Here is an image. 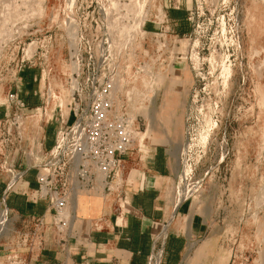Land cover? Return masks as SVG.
Returning <instances> with one entry per match:
<instances>
[{
  "label": "rangeland",
  "instance_id": "rangeland-1",
  "mask_svg": "<svg viewBox=\"0 0 264 264\" xmlns=\"http://www.w3.org/2000/svg\"><path fill=\"white\" fill-rule=\"evenodd\" d=\"M64 2L0 0V185L5 186L26 157H33L35 145L44 158L49 149L42 141H54L70 122ZM156 4L166 10L169 27L174 18L184 19L186 31L168 40L165 48L166 59L178 58L170 63L172 67L175 62L178 72L161 73L149 110L138 119V145L125 158L126 168L111 191L100 196L108 197L140 179L150 147L161 146L171 164L167 186L174 187L182 176L213 239L205 252L192 257L186 253L180 264H223L226 257L229 264H264V0H156ZM133 16L97 18L110 30L133 23L123 33L101 34L107 43H130L127 53L118 50L119 57L130 63L152 54V34L161 28L153 18L142 26L135 12ZM47 45L49 55H42ZM24 79L30 83L24 86ZM10 92L34 103L22 119L19 147L2 143ZM5 173L10 176L3 183ZM77 198L65 209L64 232L76 217ZM12 214L9 210L0 251L16 231Z\"/></svg>",
  "mask_w": 264,
  "mask_h": 264
},
{
  "label": "built area",
  "instance_id": "built-area-1",
  "mask_svg": "<svg viewBox=\"0 0 264 264\" xmlns=\"http://www.w3.org/2000/svg\"><path fill=\"white\" fill-rule=\"evenodd\" d=\"M64 1L67 17L64 34L68 65L66 81L71 118L69 123L65 122L42 161L32 167L36 186L26 193L31 202L47 203L59 232H64L63 227L67 225L64 215L67 205L81 192L101 195L111 191V184L118 180L124 158L141 133L138 126L140 114L149 110L162 79L161 73L168 70L172 60L178 59H166L165 48L166 44L169 45L167 41L174 40L179 34L176 29L178 19L174 18L173 28L169 27L166 10L156 4V0ZM123 7L125 9L121 10ZM133 12L141 19L139 25L143 26L149 18H153L152 22L157 25L161 24L159 31L152 34V54L136 63L118 55L122 48L123 53H127L130 43L125 46L111 41L107 43L101 36L102 33H123L133 23L127 22L121 28L110 30L101 27L97 21L100 15L133 19ZM136 30H140V26H136ZM141 33L144 35L145 31L141 30ZM166 33L172 35L168 38ZM46 47L42 55H49L50 49L48 45ZM132 53L133 49L130 50ZM36 56L35 51L33 57ZM7 102L10 110L5 116L4 128L9 140L3 138L2 143L19 147L23 140L22 119L30 105L18 92H10ZM23 173L17 171L1 191L0 229L4 226L5 230L10 219L6 201ZM174 189L177 202L192 198L182 176L176 178ZM35 223L38 229L44 226L40 216L35 218ZM3 231L0 230V237ZM27 240L28 237L24 236L17 244L10 242L3 246L5 264H22L20 250L28 245ZM160 254V250L153 249L149 261L155 255L160 260Z\"/></svg>",
  "mask_w": 264,
  "mask_h": 264
},
{
  "label": "crops",
  "instance_id": "crops-1",
  "mask_svg": "<svg viewBox=\"0 0 264 264\" xmlns=\"http://www.w3.org/2000/svg\"><path fill=\"white\" fill-rule=\"evenodd\" d=\"M177 69L174 62L167 76ZM28 83L24 79L23 85ZM31 94L36 95V91ZM52 142L42 141L46 149ZM35 147L33 157H26L17 170L24 173L6 201L16 225L10 242L17 244L22 237H28V245L20 250L22 264H151L153 249L161 251L158 264H180L186 253L192 257L211 247L213 239L207 234V224L193 198L177 202L174 187L167 186L172 172L165 148L150 147L140 179L130 181L111 196L102 198L97 192H81L70 230L59 232L47 203H34L26 197L36 186L32 167L43 159ZM9 176L5 173L3 183ZM3 187L1 184L0 196ZM37 216L44 221L40 229L35 223ZM5 253L0 251V264H5ZM223 264H229V257Z\"/></svg>",
  "mask_w": 264,
  "mask_h": 264
},
{
  "label": "trees",
  "instance_id": "trees-1",
  "mask_svg": "<svg viewBox=\"0 0 264 264\" xmlns=\"http://www.w3.org/2000/svg\"><path fill=\"white\" fill-rule=\"evenodd\" d=\"M184 21V19H178V24H177V27H176V29H177V32L179 33V34H182L183 32H185L186 31V29L183 27V22ZM30 103H29V105L30 106H32V105H34V103H32V101H29Z\"/></svg>",
  "mask_w": 264,
  "mask_h": 264
},
{
  "label": "bare ground",
  "instance_id": "bare-ground-1",
  "mask_svg": "<svg viewBox=\"0 0 264 264\" xmlns=\"http://www.w3.org/2000/svg\"><path fill=\"white\" fill-rule=\"evenodd\" d=\"M2 228V227H1ZM1 230V229H0ZM193 243V242H192ZM191 245V244H190ZM158 260H159V256H155L154 258H152L151 260V264H158Z\"/></svg>",
  "mask_w": 264,
  "mask_h": 264
}]
</instances>
